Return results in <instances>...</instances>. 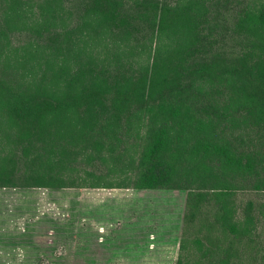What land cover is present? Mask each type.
<instances>
[{
  "label": "trees",
  "instance_id": "16d2710c",
  "mask_svg": "<svg viewBox=\"0 0 264 264\" xmlns=\"http://www.w3.org/2000/svg\"><path fill=\"white\" fill-rule=\"evenodd\" d=\"M3 3L27 51L0 64V185L185 190L175 264H261L264 0ZM126 157L133 183L100 180Z\"/></svg>",
  "mask_w": 264,
  "mask_h": 264
},
{
  "label": "rangeland",
  "instance_id": "374dc122",
  "mask_svg": "<svg viewBox=\"0 0 264 264\" xmlns=\"http://www.w3.org/2000/svg\"><path fill=\"white\" fill-rule=\"evenodd\" d=\"M3 4L0 0V49H3L0 64L7 69L9 58H25L27 34L24 30L6 28ZM7 70L16 75L19 71L11 67ZM28 72L33 74L30 69ZM142 132L144 135L145 130ZM2 135L0 161L13 154ZM132 138L131 142L134 141ZM138 139H142L141 136ZM108 161L106 164L95 163L96 169L110 176L101 181L133 183L134 177L130 180L128 176L136 171L129 166L130 159ZM83 167L82 179L78 182L89 181L84 180L87 177L85 171L94 169L87 164ZM23 168L20 164L19 169ZM6 187H16L8 190L21 197V219L13 225L22 235L21 243L11 249L16 253L15 264L176 263L187 194L185 190ZM8 206V209L12 208ZM2 249L0 247L1 254L8 252ZM262 256L261 264H264V254ZM9 260L8 255L4 256L1 264H9Z\"/></svg>",
  "mask_w": 264,
  "mask_h": 264
},
{
  "label": "crops",
  "instance_id": "0c3cea01",
  "mask_svg": "<svg viewBox=\"0 0 264 264\" xmlns=\"http://www.w3.org/2000/svg\"><path fill=\"white\" fill-rule=\"evenodd\" d=\"M8 189H16V187L8 188L6 186L0 187V247H2L3 252L8 251L7 253H0V264L4 256L8 255L9 264H15V251L11 249L16 245H19L22 241V235L19 230L16 229L15 222L21 219L20 212V200L21 197L16 195L15 192H11ZM12 206L11 209H8L9 206ZM19 247V246H18ZM14 250H16L14 248ZM3 255L2 259L1 256Z\"/></svg>",
  "mask_w": 264,
  "mask_h": 264
}]
</instances>
